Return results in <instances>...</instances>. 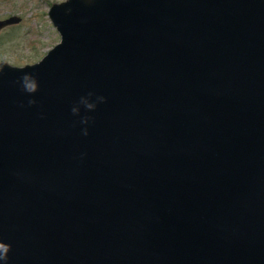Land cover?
Wrapping results in <instances>:
<instances>
[{
    "label": "water",
    "instance_id": "1",
    "mask_svg": "<svg viewBox=\"0 0 264 264\" xmlns=\"http://www.w3.org/2000/svg\"><path fill=\"white\" fill-rule=\"evenodd\" d=\"M47 14L59 41L0 61L8 264H264V0H61ZM25 73L34 94L15 83ZM88 92L106 102L73 115Z\"/></svg>",
    "mask_w": 264,
    "mask_h": 264
},
{
    "label": "rangeland",
    "instance_id": "2",
    "mask_svg": "<svg viewBox=\"0 0 264 264\" xmlns=\"http://www.w3.org/2000/svg\"><path fill=\"white\" fill-rule=\"evenodd\" d=\"M61 0H0V18L16 14L18 23L0 30V61L23 65L37 61L59 41V33L48 17L52 2Z\"/></svg>",
    "mask_w": 264,
    "mask_h": 264
},
{
    "label": "clouds",
    "instance_id": "3",
    "mask_svg": "<svg viewBox=\"0 0 264 264\" xmlns=\"http://www.w3.org/2000/svg\"><path fill=\"white\" fill-rule=\"evenodd\" d=\"M70 12L71 9H68ZM4 67L0 66V73H3ZM19 84L22 92L27 93L29 95L34 94L39 89V84L37 77L32 73H25L22 77L18 78L15 82ZM95 97V100H93ZM106 102V98L103 96H97L94 92H88L86 96H81L78 104L74 105L71 109L72 114L75 116L80 115L81 105L87 111H94L99 103ZM37 101L35 99H28L27 106L31 107L35 105ZM20 107H25L23 103L20 104ZM91 120V117L85 115L80 118V123L83 125H88ZM82 134L87 136L88 129L87 127L82 129ZM12 246L9 243L0 240V264H8L9 260V252L11 251Z\"/></svg>",
    "mask_w": 264,
    "mask_h": 264
}]
</instances>
